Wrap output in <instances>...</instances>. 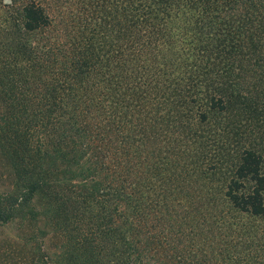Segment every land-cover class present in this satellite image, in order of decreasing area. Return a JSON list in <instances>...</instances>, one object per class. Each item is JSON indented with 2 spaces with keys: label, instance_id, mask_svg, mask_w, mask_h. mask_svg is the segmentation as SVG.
Listing matches in <instances>:
<instances>
[{
  "label": "trees",
  "instance_id": "obj_1",
  "mask_svg": "<svg viewBox=\"0 0 264 264\" xmlns=\"http://www.w3.org/2000/svg\"><path fill=\"white\" fill-rule=\"evenodd\" d=\"M17 1L10 26L19 33L51 27L37 0ZM120 7L110 25V37L114 27L121 34L120 49L103 55L80 49L53 77L42 69L41 85L33 63L8 83L0 76V134L17 174L0 213L19 219L37 213L33 201L40 205L60 235L59 251L43 254L42 264H264L255 255L260 251L248 259L249 252L231 250L237 234L228 239L226 218L264 224V143L242 149L222 180L221 224H227L202 247L193 243L195 231L181 225L196 216L184 197L189 176L180 175L195 164L184 160L190 152L184 144L205 145L196 126L210 113L249 117L264 110L261 91L241 89L238 81L244 70L264 76V0H124ZM28 48L37 54L39 44L26 39L21 49ZM3 54L0 64L10 52ZM28 78L34 86L24 89ZM49 162H60L62 174L74 167L91 178L67 190ZM57 185L73 196L55 199ZM255 238L248 231L242 244L251 247Z\"/></svg>",
  "mask_w": 264,
  "mask_h": 264
},
{
  "label": "rangeland",
  "instance_id": "obj_2",
  "mask_svg": "<svg viewBox=\"0 0 264 264\" xmlns=\"http://www.w3.org/2000/svg\"><path fill=\"white\" fill-rule=\"evenodd\" d=\"M37 2L49 14L52 25L39 33L22 35L13 25L10 26V23L13 24L14 18L17 17L21 2L0 0V61L3 59V52H10L6 62L0 64V76H3V83L4 80L6 83L10 82L18 72L26 73L20 71V68L27 70L29 63H33L34 68H41L40 77L36 78L41 85L42 69L45 71L48 68L49 77H53L54 73L59 72L61 68L72 65V59L79 57L77 53L81 51L80 49L89 52L90 48L94 47L95 51L100 53L99 55H103L107 51H116L121 48L119 46L121 34L114 27L113 37H110V25H114L111 17L114 12L115 14L120 13V6L124 5V0H37ZM26 39L39 44V49L35 52L37 54L32 53L29 48L26 52L21 49L25 48ZM36 56L41 59L32 58L33 60L28 62L31 57ZM44 64L46 67L42 66ZM7 73L10 74L8 79H5L3 74ZM255 73V69L244 70L238 78L240 83L244 82L240 88L251 91L258 88L264 100V76L255 75ZM29 75L36 76V74L29 73L26 77H30ZM27 80H25L27 82L24 84V89L34 86V80H29V78ZM250 92H246L248 96ZM228 113L231 112L219 115L210 113L206 124L196 126L199 127L197 131L200 134L207 136L205 145L190 143V141L184 144L190 146V152L187 148V152L183 153L184 160L188 162L189 159L195 160V164L190 163L194 168L188 165L189 171L180 174L181 179L183 176H189L185 179L188 185L185 188L187 192L184 197L191 200L192 205L195 206L194 210L198 212L193 210L191 213L196 217L186 225L184 223L181 225L185 226V232L190 228L195 231L198 240L194 239L193 243L202 247L204 239L214 238L212 235L216 236L220 229L223 230L226 224L231 222L230 230L232 231L228 239L237 234L236 245L229 242L231 250L237 248L249 252L248 259L252 258L251 253L260 251L261 255L255 254L260 259L264 258L263 221L247 219L245 215L235 217L229 214L226 216L227 223L222 225V220L226 218L221 215H226V206L225 202L221 203L220 193L222 180L238 159L241 150L248 147L260 149L264 143V110L254 111L249 117L241 115L232 117L231 114L226 115ZM5 144L0 134V201H5L9 197L16 182V173H14L11 157ZM192 148L194 151L191 150ZM47 165L50 169L53 166L57 170L64 169L60 162H49ZM72 169H74L73 173L62 174L58 170L59 173L54 171L52 176L64 181L60 184H63L66 189L69 185L73 191L72 183L79 185L83 182L82 180H88L91 176H82L83 171L80 172L74 167ZM262 171L264 172V162ZM166 182L161 183L162 188L158 200H161L162 192L168 186ZM58 185L55 188H58L60 192L53 196L55 199H63L65 196L62 194H65L66 198L73 196L67 194L68 189H64L63 192ZM169 197L166 198L169 199ZM172 198L171 195L170 200ZM160 203L161 201L158 202ZM33 204H36L37 213L31 215L34 217L32 220L28 212L19 216V219H13L12 214L6 211L0 213V264H42L46 259L45 253L59 251L60 235L53 232L55 227L51 226L50 222L43 217V213L38 211L41 208L40 205L34 201ZM85 211L89 214L87 210ZM6 215L9 217L7 220ZM215 216H219L218 222ZM248 231H256V240L251 247L247 245V242L242 244V239ZM225 233L229 234V231L226 230ZM261 263H264V260Z\"/></svg>",
  "mask_w": 264,
  "mask_h": 264
}]
</instances>
